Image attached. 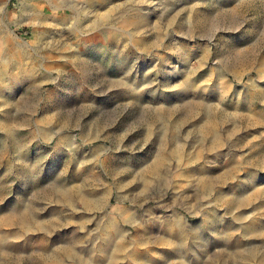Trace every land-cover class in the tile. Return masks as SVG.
I'll list each match as a JSON object with an SVG mask.
<instances>
[{
  "label": "rangeland",
  "instance_id": "1",
  "mask_svg": "<svg viewBox=\"0 0 264 264\" xmlns=\"http://www.w3.org/2000/svg\"><path fill=\"white\" fill-rule=\"evenodd\" d=\"M0 69V264H264V0H0Z\"/></svg>",
  "mask_w": 264,
  "mask_h": 264
},
{
  "label": "bare ground",
  "instance_id": "2",
  "mask_svg": "<svg viewBox=\"0 0 264 264\" xmlns=\"http://www.w3.org/2000/svg\"><path fill=\"white\" fill-rule=\"evenodd\" d=\"M3 68V67H2ZM8 69V68H7ZM1 70V69H0ZM2 72V71H1ZM190 157V156H189ZM63 198L66 200H71L72 195L70 194V192L68 190H65L63 192ZM199 212V211H198ZM121 216L123 217L124 221H128L130 219L133 218V215L131 214V212L129 210H127L126 208H122L121 210ZM164 218V217H163ZM173 219V221H175L180 227L182 226V219L180 218V216H178V214L173 213V217L171 218ZM147 220V219H146ZM149 220V219H148ZM146 223V222H145ZM114 228V231L116 233V237H117V242L115 243V248L116 251H121L123 249H125V241L123 240L125 237V234H123V230L118 228V226L116 224H113L112 229ZM112 240V239H111ZM110 243V241H109ZM151 247V246H149ZM109 248V247H108ZM132 248V247H131ZM148 248V246H147ZM90 255V254H89ZM138 257V256H137ZM136 257V258H137ZM74 262V261H73ZM121 263V262H120Z\"/></svg>",
  "mask_w": 264,
  "mask_h": 264
}]
</instances>
